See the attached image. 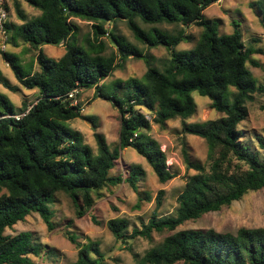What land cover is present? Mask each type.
Wrapping results in <instances>:
<instances>
[{"label": "trees", "instance_id": "obj_1", "mask_svg": "<svg viewBox=\"0 0 264 264\" xmlns=\"http://www.w3.org/2000/svg\"><path fill=\"white\" fill-rule=\"evenodd\" d=\"M24 1L39 14L27 18L20 1L13 0L21 23H4L6 41L14 47L21 42L27 44V50L36 53L37 69L32 63L31 69L23 72L16 55L6 51L0 54L20 84L38 89L39 95L21 119L0 118V264H35L33 258L41 256V245L32 232L7 234L5 230L32 213L53 230L49 205L57 193L70 199L77 217L92 211L96 199L109 186L127 183L139 193L137 180L143 174L139 164L110 174L123 148L130 147L144 157L160 183L173 178L166 166L165 151L149 132L152 123L162 127L175 118L182 120L183 133L204 139L207 146L204 162H192L184 151L186 169L195 172L187 177L177 196L175 215L159 217L156 213L163 195L159 190L147 223L128 232V219L115 217L107 220V228L124 245L136 237L150 238L153 232L169 231L141 256L134 253L136 264H264L263 226L241 227L233 232L177 230L186 221L219 211L264 187V138H257L259 147L245 143L241 129L248 115L246 103L255 94L264 95V83L256 81L247 62L260 65L252 61L256 51L244 44L235 20L232 32L220 33L218 22L203 15L219 0ZM72 18L90 22L91 32L81 42L77 41L78 25ZM115 21H124L134 39L147 48L162 46L168 50L170 58L163 68L152 65L149 56L135 44L112 30L108 32L106 24ZM163 23L179 28L172 33L157 26ZM189 25L200 27L201 32L190 49L177 50L179 43L190 39L183 28ZM105 34L107 40L102 39ZM46 44H64L65 52L52 60L42 51ZM109 46L115 51L106 54ZM129 56L143 58L145 73L121 80L113 93L102 91L100 82L121 68ZM0 83L17 90L1 71ZM91 88L93 99L106 100L119 113L118 146L112 150L91 117L83 114L81 104H72L74 98L67 97L73 89L78 95L80 90ZM193 92L207 97L219 116L204 122H185L196 111ZM8 113L14 111L0 95V116ZM77 118L90 119L96 154L82 132L67 125ZM141 202L138 196L135 206ZM65 236L77 248L76 259L68 264H102L104 254L97 241L78 242L70 232Z\"/></svg>", "mask_w": 264, "mask_h": 264}, {"label": "rangeland", "instance_id": "obj_2", "mask_svg": "<svg viewBox=\"0 0 264 264\" xmlns=\"http://www.w3.org/2000/svg\"><path fill=\"white\" fill-rule=\"evenodd\" d=\"M21 9L27 18L34 17L39 11L28 5L24 0H19ZM13 0H7L8 24H19L21 20L16 15L13 8ZM203 15L206 19L218 22L220 33H230L233 30L232 21L239 24L242 39L246 46H252L256 52L251 55L252 61L260 66H255L252 62H247V67L258 83H264V0H219L208 6ZM78 25L76 38L81 42L83 37L91 32L90 22L72 18ZM139 22V21H138ZM142 27L148 26L139 22ZM161 29L174 33L179 27L171 24H158ZM106 30H111L117 36L124 37L128 42L135 44L142 53L149 56L152 65L162 69L165 62L170 58V53L162 46L147 48L136 41L124 21L107 23ZM190 39L181 42L176 47L177 50L190 49L201 32V28L196 25L183 27ZM108 34L102 39L107 40ZM2 36L0 34V51H6L16 55V62L23 72H28L33 63V69H37L35 62V52L24 50L22 42L18 47L5 43L2 48ZM62 48V49H61ZM54 45H43L42 51L48 58L57 60L64 50L63 47ZM115 51L112 46L106 51L109 54ZM0 71L5 80L12 86L17 87L13 91L0 83V95L6 98L14 112L19 111L24 105L32 103L39 95L38 89L24 88L15 77L10 65L0 54ZM146 71V64L143 58L129 56L124 61L123 66L115 70L109 77L102 80L99 88L106 93H113L118 90L121 80L131 77H141ZM230 89H233L232 87ZM120 89V93H121ZM94 89L80 90L74 97L75 102L83 107V114L91 117L97 126V131L104 134L109 148L118 146V136L120 128V117L118 111L104 99H93ZM196 104L195 113L185 122H204L215 119L219 113L211 108V101L200 96L197 92L192 93ZM76 104V103H75ZM248 115L241 123L243 130L242 140L258 146L257 138H264V95L255 94L253 100L246 103ZM145 114L144 108L140 109ZM146 117L152 121L150 114ZM90 120V119H89ZM88 119H75L67 123L73 128L75 126L82 132L85 142L89 144L93 153H97L96 143L93 137L92 123ZM73 125V126H72ZM182 120L175 118L168 120L164 126L152 123L150 135L157 140L161 150L166 154V166L175 176L165 183H160L144 157L138 155L132 148H123L120 151L119 159L110 174H118L123 169L134 164H139L143 169V174L137 180L138 192H135L127 183H119L116 186H109L103 189V196L96 199L92 211L82 217H77L75 209L64 193H57L54 201L49 205L53 210L52 221L54 229L48 230L42 218L32 213L24 221H19L12 228H7L5 233L16 234L21 231H30L34 239L41 245V256L32 257L35 264H68L77 257V248L65 236L66 232L74 233L78 242L85 243L88 240L97 241L99 248L104 254L102 264H136L133 254L140 256L150 247L158 244L169 233L153 232L150 238L136 237L124 244L116 240L107 228V220L115 217H125L129 221L128 232L133 227L140 228L142 223H147L155 210L156 196L159 190H163L161 205L156 213L159 217L175 215L177 207V196L183 190L187 177L193 174V169H186L184 162V151L192 162H204L206 158V142L204 139L182 132ZM142 198L139 207H136L137 197ZM96 220V221H95ZM264 227V187L257 191L245 194L240 200L233 201L229 206L219 211H212L202 217L186 221L177 230L207 229L213 228L218 231H235L241 227ZM130 248V250L128 249ZM175 264H182L177 262Z\"/></svg>", "mask_w": 264, "mask_h": 264}, {"label": "built area", "instance_id": "obj_3", "mask_svg": "<svg viewBox=\"0 0 264 264\" xmlns=\"http://www.w3.org/2000/svg\"><path fill=\"white\" fill-rule=\"evenodd\" d=\"M6 5H7V0H0V34L2 36V43H1L2 48L5 47V43L7 40V34L5 31L4 23L6 22V20L8 18L9 11L6 8ZM77 92H78L77 89H73L68 93L67 97L68 98H74V96L77 94ZM34 103H35V100L32 102V104H29L24 111L8 113V114H5L3 116H0V118L7 117V118L19 120L28 113V111L30 110V108L32 107V105ZM75 103L76 102L73 101L72 104H75Z\"/></svg>", "mask_w": 264, "mask_h": 264}, {"label": "crops", "instance_id": "obj_4", "mask_svg": "<svg viewBox=\"0 0 264 264\" xmlns=\"http://www.w3.org/2000/svg\"><path fill=\"white\" fill-rule=\"evenodd\" d=\"M22 45H23V47L25 46V49L24 50H27V44H23L22 43ZM58 46H60V48L61 47H63L64 48V44H60V45H58ZM18 47V46H17ZM42 48V47H41ZM62 49V48H61ZM65 52V49L62 51V53H61V55L59 56V57H61L62 55H63V53ZM58 57V58H59ZM34 92L36 91V89H32ZM37 92V91H36ZM95 100H97V99H95ZM83 111V110H82ZM78 119V118H77ZM74 121V120H73ZM73 126V125H72ZM73 128L74 129H77L75 126H73Z\"/></svg>", "mask_w": 264, "mask_h": 264}]
</instances>
